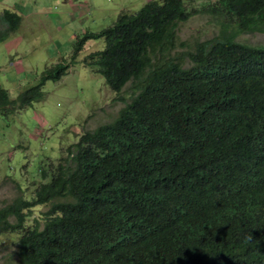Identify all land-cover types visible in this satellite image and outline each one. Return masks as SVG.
<instances>
[{"label":"trees","instance_id":"1","mask_svg":"<svg viewBox=\"0 0 264 264\" xmlns=\"http://www.w3.org/2000/svg\"><path fill=\"white\" fill-rule=\"evenodd\" d=\"M204 6L232 33L180 53L178 22L196 9L148 0L75 37L71 62L15 98L0 86L6 117L39 101L87 39L103 38L83 62L113 92L134 87L29 193L12 182L19 193L0 202V234L17 238L0 249L3 264H264V45L235 38L264 31V0ZM15 10L0 11V41L20 22Z\"/></svg>","mask_w":264,"mask_h":264},{"label":"rangeland","instance_id":"2","mask_svg":"<svg viewBox=\"0 0 264 264\" xmlns=\"http://www.w3.org/2000/svg\"><path fill=\"white\" fill-rule=\"evenodd\" d=\"M147 1L0 0V11L14 8L20 15L15 31L0 41V86L15 98L24 88L35 85L44 70L62 61L71 62L77 35L100 30L115 21L118 13L136 12ZM208 1L213 0H184L188 9L196 10L178 22V52L191 51L197 41L223 31L232 33V25L225 24L219 12L208 6L198 10ZM235 38L264 45V31L242 30ZM103 47V38L85 41L67 72L44 82L39 101L0 116V202L19 193L13 181L22 191L30 187L25 194L29 193L37 186L40 171L55 163L63 148L77 142L82 132L112 120L122 107L121 97L129 99L134 94L132 83L119 93L113 92L103 77L83 62L85 56ZM8 234H0V249L16 240L17 235Z\"/></svg>","mask_w":264,"mask_h":264},{"label":"clouds","instance_id":"3","mask_svg":"<svg viewBox=\"0 0 264 264\" xmlns=\"http://www.w3.org/2000/svg\"><path fill=\"white\" fill-rule=\"evenodd\" d=\"M77 36H78V35H77ZM77 36H76V37H77ZM87 40H89V39H87ZM87 40H86V41H87ZM95 51H96V50H95ZM75 57H76V56H75ZM47 208H48V207H45V210H46ZM0 254H1V255H0V264H3V263H4V258H5V257H2V252H1V250H0ZM13 262H16V261H13ZM13 262H10V263H8V264H12Z\"/></svg>","mask_w":264,"mask_h":264},{"label":"crops","instance_id":"4","mask_svg":"<svg viewBox=\"0 0 264 264\" xmlns=\"http://www.w3.org/2000/svg\"><path fill=\"white\" fill-rule=\"evenodd\" d=\"M17 11H19V10L17 9Z\"/></svg>","mask_w":264,"mask_h":264}]
</instances>
